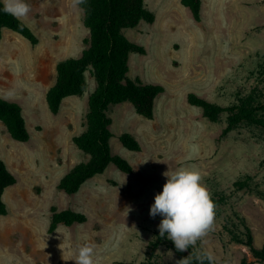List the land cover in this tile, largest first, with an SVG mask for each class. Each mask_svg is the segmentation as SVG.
<instances>
[{"label": "rangeland", "instance_id": "rangeland-1", "mask_svg": "<svg viewBox=\"0 0 264 264\" xmlns=\"http://www.w3.org/2000/svg\"><path fill=\"white\" fill-rule=\"evenodd\" d=\"M3 1L39 41L7 28L0 40V97L21 106L30 133L19 142L0 121V156L16 177L3 195L8 213L0 215V264H140L158 231L185 250L201 247L221 264L244 258L263 264L225 226L232 218L243 230L238 214L256 244L264 243V127L242 123L224 134L228 115L211 121L188 98L193 93L228 106L254 88L264 91V0H202L200 21L181 0H145L156 18L124 30L147 51L130 54L128 78L162 85L164 92L151 119L130 102L110 107L112 153L133 170L111 164L71 195L59 183L89 159L73 139L87 128L96 79L87 71L84 91L65 98L56 114L46 95L58 63L88 46L80 0ZM123 133L141 150L125 148ZM244 179L249 188L236 189ZM214 195L225 198L216 212L187 218V209ZM52 208L82 212L87 221L51 232ZM156 260L184 264L167 242Z\"/></svg>", "mask_w": 264, "mask_h": 264}, {"label": "trees", "instance_id": "trees-1", "mask_svg": "<svg viewBox=\"0 0 264 264\" xmlns=\"http://www.w3.org/2000/svg\"><path fill=\"white\" fill-rule=\"evenodd\" d=\"M181 3L190 9L196 21L201 20L202 0H181ZM79 5L84 14L83 23L89 30L88 46L79 57L67 58L58 63L57 81L46 95L50 111L56 114L65 98L84 91L87 71L91 70L96 79L97 86L89 97L87 128L73 139L75 145L89 155V159L76 165L59 183V189L70 195L77 193L89 179L104 173L111 164L123 172H132L133 167L127 159L112 153L113 121L109 115L110 107L130 102L138 114L151 119L154 116L156 98L164 92L162 85L128 78L130 54H146L147 51L144 46L131 41L124 30L136 27L142 20L150 23L155 21V13L147 7L146 1L80 0ZM6 28L19 33L34 45L39 41L33 30L0 0V40ZM262 68L264 72V60ZM188 100L192 105L202 108L204 116L211 121L219 120L226 113L228 117L224 134L242 123L264 127V91L261 89L254 88L248 95L240 98L238 103L228 106L210 102L193 93ZM0 121L5 124L13 139L19 142L29 141L30 133L18 103L0 97ZM120 140L129 150H141L139 141L130 133H123ZM247 179L236 181V189L249 188ZM15 183L16 177L0 156V215L8 213L3 195ZM224 200L220 195L211 196L187 209V218L197 219L216 212ZM236 219L240 221L243 230L230 218L225 228L231 239L245 246L264 264V243L262 246L256 244L254 233L245 218L237 214ZM86 221L87 216L82 212L71 209L58 211L52 208L50 231H55L60 224L70 226ZM155 235L156 239L150 244L147 258L140 264H161L156 260V250L166 242L173 246L184 264H221L201 247L185 250L167 239L162 231ZM241 264L251 263L244 258Z\"/></svg>", "mask_w": 264, "mask_h": 264}]
</instances>
